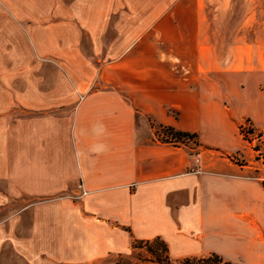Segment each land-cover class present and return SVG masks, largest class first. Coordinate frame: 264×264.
<instances>
[{"label":"crops","instance_id":"0c3cea01","mask_svg":"<svg viewBox=\"0 0 264 264\" xmlns=\"http://www.w3.org/2000/svg\"><path fill=\"white\" fill-rule=\"evenodd\" d=\"M207 15L203 0H0V264H116L153 238L171 260L264 264L258 183L230 157L264 109L259 62L243 44L219 56Z\"/></svg>","mask_w":264,"mask_h":264},{"label":"rangeland","instance_id":"374dc122","mask_svg":"<svg viewBox=\"0 0 264 264\" xmlns=\"http://www.w3.org/2000/svg\"><path fill=\"white\" fill-rule=\"evenodd\" d=\"M203 6L207 8V17L211 18L219 56L224 54L225 48L229 50L232 43L243 44L251 70L259 62V73L250 81L255 83L264 104V0H203ZM251 82L248 86L245 80H241L242 96L240 100L233 101L241 112L248 108L247 95ZM236 128L242 150L230 154V157L237 164L247 165L250 179L258 183L253 194L262 199L259 215L264 221V109L257 121L243 118ZM163 131L155 127L158 138L170 137ZM221 135L227 137V142L232 139L229 132H222ZM233 137L236 138L234 132ZM181 141L189 148L196 147L194 138H181ZM147 247L155 251L157 258L147 251ZM147 247L135 244L127 255L116 258V264H178L176 261L165 263L159 242H152Z\"/></svg>","mask_w":264,"mask_h":264},{"label":"trees","instance_id":"16d2710c","mask_svg":"<svg viewBox=\"0 0 264 264\" xmlns=\"http://www.w3.org/2000/svg\"><path fill=\"white\" fill-rule=\"evenodd\" d=\"M160 128L164 130L163 132L170 135V137L164 136L162 138V141H165V142L183 143V141H181V138H194L195 139L194 133H188L184 131L175 130L170 126H163ZM195 144L197 145V143ZM155 241L159 242L160 244L161 251L163 254V259L165 263H171L172 261H176L178 264H231L227 261H223L220 256L214 253H210L202 257H185V258H181L178 260H171L167 256L166 247L164 243L159 238H153L151 240H133L131 242V246L135 247V244H139V245H145L147 247L150 243L155 242ZM147 251L150 252L155 258H157V255L155 254L154 250H150L147 247Z\"/></svg>","mask_w":264,"mask_h":264},{"label":"built area","instance_id":"2783aa9c","mask_svg":"<svg viewBox=\"0 0 264 264\" xmlns=\"http://www.w3.org/2000/svg\"><path fill=\"white\" fill-rule=\"evenodd\" d=\"M243 128V127H242Z\"/></svg>","mask_w":264,"mask_h":264}]
</instances>
